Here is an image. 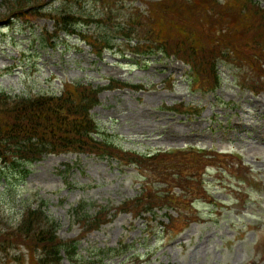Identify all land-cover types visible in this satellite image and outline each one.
<instances>
[{
  "label": "rangeland",
  "instance_id": "1",
  "mask_svg": "<svg viewBox=\"0 0 264 264\" xmlns=\"http://www.w3.org/2000/svg\"><path fill=\"white\" fill-rule=\"evenodd\" d=\"M47 1L52 3L49 7L62 2ZM125 1L127 8L133 5L145 11V1L159 0ZM186 1L195 14L175 10L192 26L172 21L168 26L158 25L157 31L163 29L168 40L183 45L192 39L199 53L210 41L218 52L222 47L231 48L227 40L236 39L243 18L252 30L250 35L244 28L243 35L257 38L261 34L254 7L250 5L252 13L242 15L246 0ZM253 1L264 8V0ZM228 18V26L219 28L228 29V33L220 35L215 29L218 37H211L210 25ZM203 19L205 24L193 30ZM54 27L52 19L41 16L33 18L31 26L21 20L0 22V91L60 93L66 83L74 81L104 87L92 114L106 139L114 142L110 147L113 153H117L115 146L121 145L135 155L150 152L162 156L158 167L144 165L139 173L133 165L124 166L122 160L127 158L119 153L103 157L76 152L47 155L33 163L26 178H12L17 200L6 199L9 212L20 214L26 201L35 208L46 202L59 236L64 240L79 238V257L91 258L93 264H100L101 250L124 244L132 245L130 254H142L127 264H264V61L262 67L253 68L246 57L232 56L237 63L222 57L216 66L222 80L216 84L209 72L198 70L197 75L191 63L178 55H135L134 41L129 49L119 51L125 48L122 41L116 50H105L102 57L74 34L62 32L57 45L44 44L43 31ZM111 80L119 81L121 87L108 89ZM252 83L259 91L245 86ZM175 106L177 111L172 110ZM179 150L185 156L168 155ZM182 166L191 178L187 192L171 181L182 177L178 174ZM143 177L181 197L178 206L183 211L175 206L176 200L156 199L164 195L159 188L157 195L144 196ZM166 180L168 185L160 183ZM137 198L151 204L153 211L140 217L131 211L116 213L121 206L134 207ZM80 202L90 215L104 207L111 220L98 229H85L72 211ZM178 212L196 215L197 220L177 236L165 235L162 230L173 226ZM124 258L106 257L103 264H121ZM0 264L38 263L31 251L21 246L10 256L0 253ZM63 264H70L67 258Z\"/></svg>",
  "mask_w": 264,
  "mask_h": 264
},
{
  "label": "trees",
  "instance_id": "2",
  "mask_svg": "<svg viewBox=\"0 0 264 264\" xmlns=\"http://www.w3.org/2000/svg\"><path fill=\"white\" fill-rule=\"evenodd\" d=\"M1 1L4 12H0V21L4 23L21 20L25 25L31 26L33 18L41 16L52 19L55 26L54 31H44L41 38L46 45L55 46L63 32L67 35H77L81 41L91 45L97 55H102L104 50H114L123 40L126 42L125 48H129L134 41L135 47L132 49L134 53L150 55L158 51L168 56L178 55L181 59L191 63L197 75L198 70L209 72L215 78L216 84L221 82L216 66L222 57L228 63L238 62L233 60L232 56L246 57L247 61L252 63L253 68L256 65L261 66L264 61V8L259 5V2L253 0H246V13L242 15L252 13L249 9L250 5L254 7L253 12L257 13L255 18L261 26L260 36L255 38L243 35L244 28L252 35L251 25L244 24L246 18H243L240 22L243 29H234H238L241 33L237 30L236 39L227 40L231 48L222 47L216 52V46L212 49L209 41L200 53L192 39H189L188 43L184 41L182 45L171 39L168 40V35H165L163 29L160 31L156 29L158 25L168 26L171 21L176 25L192 26L182 15L185 12L195 14L194 7L186 0H175L172 4L163 5L161 0L145 1L147 4L145 11L134 8L133 5L127 8L125 0H63L57 7H49L52 3L47 0ZM175 9H181L183 13H177ZM205 9L208 10V8ZM144 18H148L147 21H144ZM228 20L229 18L221 20L220 23L211 24L210 30L213 31L211 37L215 39L218 37L215 29H218L220 35H226L228 29L219 30V28L228 26ZM205 22V19L197 22L193 30L198 26H203ZM224 48L225 50H222ZM117 83L119 81L111 80V86L108 88L121 87V84ZM103 89L104 87L101 86L94 87L91 84L74 81L66 83L59 94L54 92L13 94L1 90L0 161L6 158V163L5 166L0 165V174L3 171L7 174L25 176L29 172V167L34 162L42 160L47 154L82 152L101 155L111 152L110 147L114 142L106 139L107 134L91 112L100 103L99 95ZM204 153V156L208 155ZM168 155L185 156V153L179 150ZM160 156L162 155L146 152L134 156L133 161L142 171L144 165L158 167ZM180 169L182 171L178 174L182 177L172 178L171 181L177 184L175 186L187 192L191 178L188 172L184 174L187 168L184 169L182 166ZM170 175L173 176L172 173ZM149 178L147 177L146 180L152 184ZM162 183L169 184L167 180ZM145 184L144 190L147 192L144 196L152 197L151 187L157 195L159 186ZM163 192L164 195L159 194L156 199L168 198L170 202L176 200L175 206H178L180 197L166 191ZM16 195L17 192L13 187L2 190L0 193V253L10 256L13 250H18L23 246L31 251L38 264H63L62 251L65 252L71 264L92 263L91 258L79 257L78 238L62 240L57 235L58 224L47 214L45 202H41L35 208V204L26 201L20 209V214L9 212L11 207L6 199L15 202L17 199L14 196ZM169 195L172 198H169ZM133 203L134 207L121 206L120 211H133L134 214L140 215L143 211L152 209V205L145 203L142 198L135 199ZM143 203L146 205L143 206ZM73 213L87 230L97 229L100 224L108 220V212L104 207L96 214L90 215L86 210V205L81 203L74 208ZM194 219H197V216L187 215L184 212L179 213L177 218L180 224L184 225ZM131 248L132 245L125 244L118 248L101 250L102 256L98 261L103 264L106 257L122 256L125 258L121 264H127L130 258L139 259L142 254L126 258Z\"/></svg>",
  "mask_w": 264,
  "mask_h": 264
}]
</instances>
